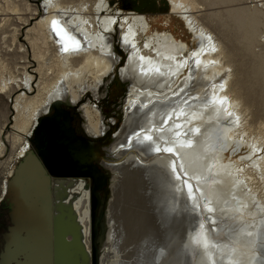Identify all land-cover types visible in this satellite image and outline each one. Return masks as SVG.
<instances>
[{"label":"bare ground","instance_id":"obj_1","mask_svg":"<svg viewBox=\"0 0 264 264\" xmlns=\"http://www.w3.org/2000/svg\"><path fill=\"white\" fill-rule=\"evenodd\" d=\"M169 1L172 12L194 34L197 49L193 52L174 35L153 34L144 16L121 21V14L111 11L108 0H43L41 7L36 0H0V35L7 23H17L12 42L13 50L19 53L20 68L7 77L0 59V92L16 97L13 136L16 143L24 142L19 162L33 149L29 141L34 130L55 103L74 109L89 93L98 102L104 100L107 79L118 76L117 66L125 62L114 47L118 34L127 60L119 72L121 83H127V96L118 106L122 128L107 144L103 139L109 127L103 108L89 102L79 110L82 131L101 142L102 164L111 174L102 216L105 230L100 264H264L263 190L250 167L242 170L235 162L224 165L223 158L232 146L239 149L250 141L258 152L263 142L260 136L248 135H254L248 130L252 107L240 79L238 83L230 49L199 24L200 13L208 11L201 6L220 7L225 11L211 16L236 17L245 39L253 45L260 37V11L237 7V0H205L203 4L200 0ZM53 20L65 34L57 35ZM248 26L253 32L247 31ZM23 35L25 44L20 42ZM196 60L201 63L197 65ZM157 67L165 75L156 73ZM263 74L264 67L260 69ZM19 91L24 93L19 95ZM214 95L228 103H209ZM181 111L183 115H179ZM228 119L230 126L225 124ZM176 124L182 127L176 128ZM178 132L183 135L177 136ZM145 135L153 136V141L145 140ZM187 140L192 141L191 148L179 147ZM174 142L179 158L163 151ZM156 147L162 151L157 153ZM3 148L0 140V154ZM173 160L178 171L183 162L181 174L186 172L190 178L195 200L189 198L184 181L176 179ZM253 167H258L264 178V158ZM195 176L201 178L198 186ZM10 180L6 181V192ZM82 189L77 192L83 193ZM76 207L89 232L86 194ZM200 235L207 237V248L202 241L197 242ZM177 236L189 238V253H179L186 263L182 259L176 263V256H169L171 241ZM87 242L90 249L89 238Z\"/></svg>","mask_w":264,"mask_h":264},{"label":"water","instance_id":"obj_2","mask_svg":"<svg viewBox=\"0 0 264 264\" xmlns=\"http://www.w3.org/2000/svg\"><path fill=\"white\" fill-rule=\"evenodd\" d=\"M31 143L33 149L19 162L1 203L11 225L3 235L0 264H60L65 253L73 255L75 264H100L102 216L111 182L101 142L88 138L75 126L69 106L57 102L40 118ZM80 187L84 194L77 192ZM85 194L89 232L76 207Z\"/></svg>","mask_w":264,"mask_h":264},{"label":"rangeland","instance_id":"obj_3","mask_svg":"<svg viewBox=\"0 0 264 264\" xmlns=\"http://www.w3.org/2000/svg\"><path fill=\"white\" fill-rule=\"evenodd\" d=\"M6 1L8 2L10 0ZM108 1L110 4V9H112L111 11L113 13L118 11L121 14V21L123 18H127L128 16H144L150 22L151 32L153 34L167 33L174 35L178 41L188 45L191 52H193L194 49H197V41L194 39V34L188 29L183 19L179 15H176L172 12V4L169 0H166L167 5L164 4L163 0H156L157 3L155 5L153 3L155 0H141L143 4H141L139 0ZM200 1L203 4L205 0ZM237 1H239L235 4L237 7L257 9L260 11V13L257 14L259 24L258 31L260 32V37L256 42H254L253 45L249 44V42L245 39L244 34H242L241 28L238 25L236 17L211 16V14L225 11L223 9H219L220 7L211 8L207 6H201L204 11H208L200 13L201 17L199 18V24L214 32L218 38L223 39L227 47L230 49L229 51L232 53L234 59V69H237L236 71L239 73L237 77L238 83L240 79L242 84L241 86L243 87V94L247 99V103L252 107V114L249 118L250 126L248 130H250L254 135H250L248 132L247 133L251 138H258L260 136L263 142V147H261L260 151L258 152L254 151L255 148L250 141L246 142V144H243L239 149H236L232 146L226 150L223 155V158L225 157L224 165L235 162L241 165L242 170L244 167H250L254 174H256L255 177L258 178V184L261 186V189L264 193V178L262 177L258 167H253L254 163L259 162L262 157L264 158V74L260 75V69L264 67V0ZM42 4L43 0H36L37 6ZM224 7L225 6H223V8ZM10 23H7L3 30L4 33L0 35V49L2 48L0 50V55L2 56L0 59L3 60V67H5V75H7V77L10 75V73L17 72V69L20 68L19 53L13 50L14 47L12 42V34L17 27V23L15 21H11ZM119 28L120 24L117 26V30ZM246 29L247 31L249 30L253 32L252 26H248ZM118 37L119 35L117 34L114 47L117 54H119V57L125 59V62H120L117 66L118 76L115 75L114 78L107 79V94L104 100L98 102L93 98V95L89 93L88 95H85L84 100L80 104L83 106L90 102L97 107L103 108L102 112L105 116V122L110 130L105 134L106 136L103 139V141H105L107 144H109L112 140V137L116 136V134L119 132H116V129L122 128L121 120L116 115H114V113L117 109L116 106H119L127 91L126 87L121 83L119 76V72L121 71V68L125 66L127 60L125 52L121 49V47H119ZM20 42L23 44L26 43L24 35L21 36ZM14 74L16 75V73ZM22 93H24V91H19V95ZM33 95L35 96L36 93L33 92ZM8 97L9 96L6 92H0V140L4 147L2 149V153L0 154V198L3 195L4 183L8 180L11 171L17 166V163L19 162V153L21 151V146L24 143L23 141L19 143L15 142L13 134L16 130L15 118L17 113L14 109L16 97H13V99ZM81 106L74 107V109H71V111L73 113L74 111H79ZM76 121L79 125V118L76 117ZM113 121L116 122V125L111 127L110 123L112 124ZM225 124L230 126V119H228ZM29 143L32 147L30 141ZM222 148L224 147L222 146ZM251 151H254V154L251 155ZM7 226L8 225H6V227ZM176 240L171 241L170 245L172 252H170L169 256L171 259L173 256L177 257H174V262L177 259V261L182 259V261L186 263L183 255L180 256V254H182L183 250L186 251V253H189V250H186V248L189 247V242H187L189 241V238L177 236ZM183 247L185 249H183ZM72 256L73 255H68L65 253L60 259V264H75L76 261ZM80 257V259L85 257L84 252L80 251ZM178 263L180 264V262Z\"/></svg>","mask_w":264,"mask_h":264},{"label":"snow or ice","instance_id":"obj_4","mask_svg":"<svg viewBox=\"0 0 264 264\" xmlns=\"http://www.w3.org/2000/svg\"><path fill=\"white\" fill-rule=\"evenodd\" d=\"M52 27H53V30L57 33V35H63V34H65V30L61 28V26H60V24H59L58 21L53 20V21H52ZM207 39H208V41H209V43H210V46H211V48H212V51H213V52L216 51V48H215L214 44H212V37H211V36H208ZM76 48H77V49L79 48V42H78V41L76 42ZM63 50H64L65 52L69 51V49H68L67 47H64ZM140 59L143 60V59H145V58H144V57H141ZM195 63H196L197 65H199V64L201 63V61H200V60H196ZM155 72L158 73V74H160V75H165V73H162V72H161V69H160L159 67H157V68L155 69ZM221 87H223V86H221ZM180 91L182 92V91H183V88H181ZM176 94L178 95V93H176ZM209 103H214V104H217V105L223 106V105H225L226 103H228V101H227L226 98H222V97H221V98H218V97H216V96L214 95V96L212 97V99L209 101ZM183 114H184L183 111H181V112L179 113V115H183ZM228 115L231 116L232 113L229 112ZM171 119H172V116L169 115V116H168V120H171ZM236 119L238 120L239 118L237 117ZM167 122H168V121L166 120V121H165V124H167ZM181 127H182V125H180V124H176V128H181ZM195 131L198 133V132L200 131V129L197 128V129H195ZM176 135H177V136H180V135H183V133H179V132H178ZM144 139L147 140V141H150V142H151V141H153L154 137L151 136V135H145ZM179 147H187V148H191V147H192V141H191V140H187V141H185L184 143L180 144ZM155 151H156L157 153H159V152L162 151V149H161L160 147H156V148H155ZM163 151L166 152V153H168V154H171L172 156L177 157V158H179V156H180V153L177 151V146H176L175 142L173 143V146H172V147H165V148L163 149ZM179 167H180V170H181V171H178V170H177V162H176L175 160H173V162H172V170H173V172L175 173L176 179H177V180H183V181H184V184H185V186H186V188H187V190H188L189 198L195 200V196L193 195V185H192V183L189 182V179H190V178L188 177V175H187L186 172H183V175L181 174L182 170L184 169V164H183V162L180 163ZM195 179L197 180V186H198V185H199V180H200L201 178H200L199 176H195ZM208 211L211 212V211H213V209H212V208H208ZM214 222H215V221H213V223H214ZM248 235H252V234H251V233H248ZM201 241L203 242L204 247L207 248V247H208V240H207V237L204 236V235H200V236H198V237H197V242L199 243V242H201Z\"/></svg>","mask_w":264,"mask_h":264},{"label":"flooded vegetation","instance_id":"obj_5","mask_svg":"<svg viewBox=\"0 0 264 264\" xmlns=\"http://www.w3.org/2000/svg\"><path fill=\"white\" fill-rule=\"evenodd\" d=\"M72 113H73V112H72ZM76 113H77V114H76ZM79 113H80L79 111H74V113H73V116L75 117V126H76L77 128H78V127H81V128L83 129V125L81 124V121H82V118H81V117H82V116H80ZM116 116H117V115H116ZM76 117L79 118V121H80V124H79V125H78V122L76 121ZM113 124H115V123L112 122V125H113ZM83 131H84V129H83ZM11 177H12V176H11ZM11 177H10V178H11ZM10 178L7 180V182L10 180ZM7 182L4 183L3 195H2L1 198H0V251H1V249L3 248V246H4L3 235H4L5 232H7L8 227L11 225L8 216L4 215V214H3V210L1 209V203H2V201H3V199H4V197H5V194H6V191H5V185H6ZM104 193H105V191H104ZM104 193H103V194H104ZM6 225H8V226L6 227Z\"/></svg>","mask_w":264,"mask_h":264},{"label":"trees","instance_id":"obj_6","mask_svg":"<svg viewBox=\"0 0 264 264\" xmlns=\"http://www.w3.org/2000/svg\"><path fill=\"white\" fill-rule=\"evenodd\" d=\"M136 1H137V0H136ZM139 1L141 2V4H143L141 0H139ZM163 2H164L165 5H167V1H166V0H163ZM153 3H154V5H155V4L157 3V1L155 0V1H153Z\"/></svg>","mask_w":264,"mask_h":264},{"label":"built area","instance_id":"obj_7","mask_svg":"<svg viewBox=\"0 0 264 264\" xmlns=\"http://www.w3.org/2000/svg\"><path fill=\"white\" fill-rule=\"evenodd\" d=\"M10 178V177H9Z\"/></svg>","mask_w":264,"mask_h":264}]
</instances>
